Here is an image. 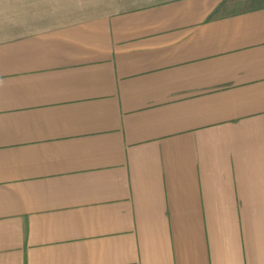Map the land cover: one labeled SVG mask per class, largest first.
Listing matches in <instances>:
<instances>
[{"label":"crops","instance_id":"0c3cea01","mask_svg":"<svg viewBox=\"0 0 264 264\" xmlns=\"http://www.w3.org/2000/svg\"><path fill=\"white\" fill-rule=\"evenodd\" d=\"M0 264H264V0H0Z\"/></svg>","mask_w":264,"mask_h":264}]
</instances>
